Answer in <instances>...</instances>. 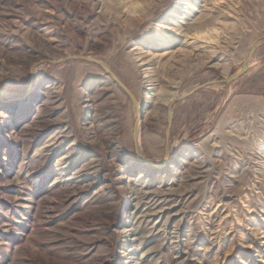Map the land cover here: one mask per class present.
Instances as JSON below:
<instances>
[{
  "label": "rangeland",
  "instance_id": "1",
  "mask_svg": "<svg viewBox=\"0 0 264 264\" xmlns=\"http://www.w3.org/2000/svg\"><path fill=\"white\" fill-rule=\"evenodd\" d=\"M263 39L264 0H0V264H264Z\"/></svg>",
  "mask_w": 264,
  "mask_h": 264
},
{
  "label": "water",
  "instance_id": "2",
  "mask_svg": "<svg viewBox=\"0 0 264 264\" xmlns=\"http://www.w3.org/2000/svg\"><path fill=\"white\" fill-rule=\"evenodd\" d=\"M257 43H264V39L258 41ZM253 51H254V46L250 49V51L248 53V56H247V59L241 64L239 69L236 72H234L233 74H231L229 76H226V77H223V78L212 79V80L205 81V82H203L201 84H198V85L194 86L191 90L185 92L184 94H182L180 96H177V97H174V98H172L170 100V102L168 103V106L166 108V113H167V126H166V129H165V141H166V143H167L169 135H170V130H171L172 121H173V119H172V106L177 101L182 100V99L192 95L193 93H195L199 89H202V88L208 87V86H212V85L228 84V83H232V82L236 81L237 79H239L241 76H243L247 72V70H248V59H250ZM65 59H77V60L93 62V63L97 64L98 66H100L103 69V71L110 76V78L117 84V86L123 91V93L132 102L134 107L137 108V110H138V113H137V116L135 118L134 125H133V134H134L136 132L137 123L142 118L143 107L138 102V100L136 99L134 94L128 89V87L102 61H100V60H98L96 58L82 56V55H67L62 60H65ZM62 60L53 61V60L44 59L41 62L58 63V62H60ZM1 92L2 91L0 89V93ZM135 153H136V158L138 160L148 162L151 165L156 166V167L159 166L158 164L152 162L149 159L140 157L138 155L139 153H138V149H137L136 146H135ZM165 162H166V159L162 161V165L165 164Z\"/></svg>",
  "mask_w": 264,
  "mask_h": 264
},
{
  "label": "bare ground",
  "instance_id": "3",
  "mask_svg": "<svg viewBox=\"0 0 264 264\" xmlns=\"http://www.w3.org/2000/svg\"><path fill=\"white\" fill-rule=\"evenodd\" d=\"M248 64H250V62H248ZM36 80V78L34 79V81ZM33 84V83H32ZM7 97H10L9 95H6ZM171 100V99H170ZM170 100H168V103L170 102ZM150 102V101H149ZM135 110H136V116H137V113H138V110H137V108H135ZM149 111H148V108H146L145 110H144V112L142 113V116L144 115H146L147 113H148ZM139 123H140V121H138V123H137V128H136V132L133 134V138H134V140H135V146L137 147V149H138V153L140 154V140H139ZM170 154V150H169V152H168V155ZM168 155H167V158H166V156H165V158H166V160L168 159Z\"/></svg>",
  "mask_w": 264,
  "mask_h": 264
},
{
  "label": "clouds",
  "instance_id": "4",
  "mask_svg": "<svg viewBox=\"0 0 264 264\" xmlns=\"http://www.w3.org/2000/svg\"><path fill=\"white\" fill-rule=\"evenodd\" d=\"M133 7H134V8H140V7H141V5H139V4H136V5H133Z\"/></svg>",
  "mask_w": 264,
  "mask_h": 264
}]
</instances>
